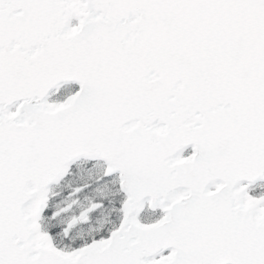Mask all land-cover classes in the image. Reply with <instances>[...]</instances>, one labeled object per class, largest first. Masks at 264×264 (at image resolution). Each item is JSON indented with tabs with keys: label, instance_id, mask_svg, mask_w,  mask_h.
Instances as JSON below:
<instances>
[{
	"label": "snow or ice",
	"instance_id": "obj_1",
	"mask_svg": "<svg viewBox=\"0 0 264 264\" xmlns=\"http://www.w3.org/2000/svg\"><path fill=\"white\" fill-rule=\"evenodd\" d=\"M0 264H264V0H0Z\"/></svg>",
	"mask_w": 264,
	"mask_h": 264
}]
</instances>
